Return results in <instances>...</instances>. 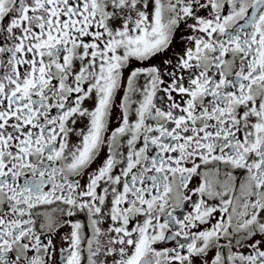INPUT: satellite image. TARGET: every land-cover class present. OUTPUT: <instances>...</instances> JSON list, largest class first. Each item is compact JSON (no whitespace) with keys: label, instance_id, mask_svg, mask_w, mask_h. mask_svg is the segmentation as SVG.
Listing matches in <instances>:
<instances>
[{"label":"snow or ice","instance_id":"1","mask_svg":"<svg viewBox=\"0 0 264 264\" xmlns=\"http://www.w3.org/2000/svg\"><path fill=\"white\" fill-rule=\"evenodd\" d=\"M0 264H264V0H0Z\"/></svg>","mask_w":264,"mask_h":264},{"label":"flooded vegetation","instance_id":"2","mask_svg":"<svg viewBox=\"0 0 264 264\" xmlns=\"http://www.w3.org/2000/svg\"><path fill=\"white\" fill-rule=\"evenodd\" d=\"M172 53L171 52H169L168 53V55H171ZM161 57H158V58H156V59H154L151 63H153V64H159L160 63V61H161ZM162 70H163V67H162Z\"/></svg>","mask_w":264,"mask_h":264}]
</instances>
